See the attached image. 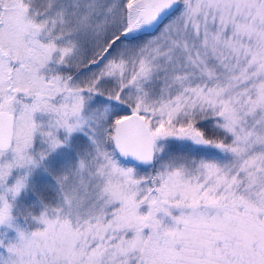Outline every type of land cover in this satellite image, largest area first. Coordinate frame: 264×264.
Here are the masks:
<instances>
[{
	"label": "snow or ice",
	"instance_id": "1",
	"mask_svg": "<svg viewBox=\"0 0 264 264\" xmlns=\"http://www.w3.org/2000/svg\"><path fill=\"white\" fill-rule=\"evenodd\" d=\"M0 264H264V0H0Z\"/></svg>",
	"mask_w": 264,
	"mask_h": 264
}]
</instances>
